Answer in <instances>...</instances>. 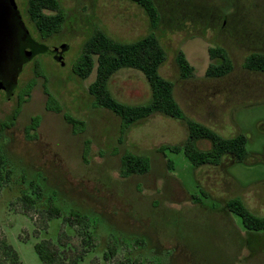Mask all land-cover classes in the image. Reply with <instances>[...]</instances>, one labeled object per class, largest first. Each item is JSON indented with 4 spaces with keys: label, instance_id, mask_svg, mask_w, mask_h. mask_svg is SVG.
<instances>
[{
    "label": "rangeland",
    "instance_id": "374dc122",
    "mask_svg": "<svg viewBox=\"0 0 264 264\" xmlns=\"http://www.w3.org/2000/svg\"><path fill=\"white\" fill-rule=\"evenodd\" d=\"M59 2L64 23L42 39L29 22L28 0H18L35 40L68 46L63 63L39 54L24 65L13 96L0 90V144L13 171L0 190V234L22 264H43L35 244L44 239L66 264L77 258V264H264V232L248 231L226 208L240 198L264 216V73L243 68L249 54L264 53V0H154L161 14L156 30L131 1ZM99 31L122 42L154 31L167 54L160 74L175 82L186 116L224 137L246 135L249 158L194 166L183 150L173 149H183L188 139L185 123L162 114L123 132L121 119L98 107L89 93L96 67L86 80L74 72L85 43ZM212 47L225 48L231 57L228 76L206 78ZM180 50L195 68L190 80L179 78ZM110 89L124 104L151 102L149 84L135 70H120ZM64 114L77 122L69 124ZM165 146L170 148L161 150ZM127 153L148 158L150 171L123 177L121 158ZM39 185L42 197L32 194ZM24 194L35 197L34 209L18 202ZM50 198L65 215L78 211L90 218L95 240L87 253L79 228L41 215ZM110 245L117 254L107 259Z\"/></svg>",
    "mask_w": 264,
    "mask_h": 264
},
{
    "label": "trees",
    "instance_id": "16d2710c",
    "mask_svg": "<svg viewBox=\"0 0 264 264\" xmlns=\"http://www.w3.org/2000/svg\"><path fill=\"white\" fill-rule=\"evenodd\" d=\"M141 6L147 13L153 30L161 23L160 11L154 0H127ZM45 10L55 13L47 14ZM28 14L37 31L48 39L57 33L64 23L59 0H29ZM211 63L205 73L208 79H219L228 76L234 70V64L227 50L223 47L209 49ZM167 61V54L156 33L134 42H122L110 38L102 31L97 32L84 45L83 53L75 67V74L83 80L88 79L96 67V79L89 87L90 95L95 99L98 107L107 109L116 114L122 121V131L145 121L156 114H162L176 121L184 122L188 130V139L183 149L174 147L175 152H185L186 156L196 167L220 166L224 159L230 157L237 163H244L250 156L247 145L249 139L244 134L233 137H224L214 129L189 119L175 97V82L165 79L160 74L161 67ZM179 68V78L183 81L195 76V68L191 65L186 54L180 50L175 57ZM243 68L248 71L264 73V53L249 54ZM122 69L135 70L143 74L151 90V102L146 105H129L118 101L110 89L113 77ZM17 116V115H16ZM15 116V117H16ZM64 119L71 125L77 121L64 114ZM83 124L82 122H79ZM32 130L38 124L31 123ZM8 127H3L4 131ZM208 142L210 147L202 149L199 143ZM88 142H86L87 144ZM170 148L161 147V150ZM171 163V168L174 164ZM151 169L150 160L141 155L127 153L121 158V174L123 177L145 175ZM13 171L7 165V159L0 144V190L7 186L12 178ZM31 186H35L31 183ZM33 195L42 197L45 190L40 185L33 189ZM32 194H24L18 202L27 209H34L36 199ZM51 205L41 215L48 219L62 218L65 223L78 229L86 246L84 253L94 246V234L91 220L78 211L65 215L50 198ZM229 212L241 218L243 226L251 232H264V216L253 213L240 198L227 202ZM35 251L43 264H66L59 252L48 239L35 244ZM117 254V247L110 245L105 258L109 259ZM81 258V257H80ZM75 259L72 264H77ZM129 264H138L128 261ZM0 264H22L20 255L7 240L0 234Z\"/></svg>",
    "mask_w": 264,
    "mask_h": 264
},
{
    "label": "water",
    "instance_id": "95a60500",
    "mask_svg": "<svg viewBox=\"0 0 264 264\" xmlns=\"http://www.w3.org/2000/svg\"><path fill=\"white\" fill-rule=\"evenodd\" d=\"M19 20L20 14L15 7L14 0H0V90L4 88L6 79L12 81L16 89L20 72L24 65L34 57V54L28 51L26 60H17L18 54L14 52V30ZM26 39H30L29 33L26 34Z\"/></svg>",
    "mask_w": 264,
    "mask_h": 264
},
{
    "label": "flooded vegetation",
    "instance_id": "af4514ba",
    "mask_svg": "<svg viewBox=\"0 0 264 264\" xmlns=\"http://www.w3.org/2000/svg\"><path fill=\"white\" fill-rule=\"evenodd\" d=\"M29 2V0H28ZM15 7L17 11L20 14V20L18 22V26L15 27L14 33H15V49L14 52L18 54L17 60H26V52L31 51L32 54H34L33 59L39 55V54H48L52 56L58 63H63V59L65 58V54L68 51V46H65V48L61 46L57 47H47L45 44L35 40L33 36L31 35V32L29 31V27L27 26L25 22V16L23 11H25L18 3V0H14ZM47 14L55 13L50 10H45ZM27 16L28 14V3H27ZM29 22L32 23V21L29 18ZM29 24V23H28ZM33 24V23H32ZM36 28V27H35ZM36 32L39 33L36 29ZM29 33L30 39H26V34ZM32 59V60H33ZM31 60V61H32ZM12 84V81L6 79L4 88L5 92L7 93L8 98L13 96L15 92V88Z\"/></svg>",
    "mask_w": 264,
    "mask_h": 264
},
{
    "label": "crops",
    "instance_id": "0c3cea01",
    "mask_svg": "<svg viewBox=\"0 0 264 264\" xmlns=\"http://www.w3.org/2000/svg\"><path fill=\"white\" fill-rule=\"evenodd\" d=\"M151 91V90H150ZM155 116V115H154ZM153 117V116H152ZM150 119V118H149Z\"/></svg>",
    "mask_w": 264,
    "mask_h": 264
}]
</instances>
